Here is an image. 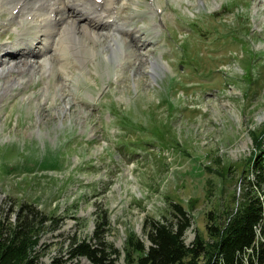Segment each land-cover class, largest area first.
I'll return each mask as SVG.
<instances>
[{
  "label": "rangeland",
  "instance_id": "obj_1",
  "mask_svg": "<svg viewBox=\"0 0 264 264\" xmlns=\"http://www.w3.org/2000/svg\"><path fill=\"white\" fill-rule=\"evenodd\" d=\"M5 5L0 44L13 48L18 32ZM115 5L118 20L125 16L148 30L151 37L141 34L138 42L152 40L144 48L149 53L141 49L120 67L107 42L90 40L98 51L81 71L68 68L76 80L64 94L53 97L57 72L0 89V214L30 201L55 216L58 224L41 238L47 263L73 237L92 239L102 212L111 220L107 241L120 247L131 230L150 244L146 228L164 218L168 199L191 213L190 244L196 231L207 237L212 213L221 222L224 209L257 184L248 158L264 127V0ZM142 56L157 62L154 77ZM47 82L51 92L44 100L39 91ZM80 262L93 264L86 257Z\"/></svg>",
  "mask_w": 264,
  "mask_h": 264
},
{
  "label": "trees",
  "instance_id": "obj_2",
  "mask_svg": "<svg viewBox=\"0 0 264 264\" xmlns=\"http://www.w3.org/2000/svg\"><path fill=\"white\" fill-rule=\"evenodd\" d=\"M253 140L255 154L248 159L257 184L243 189L237 206L224 209V220L209 216L213 222L206 225L207 237L196 231L194 240L186 243L191 213L167 198L164 218L152 219L146 228L150 244L131 230L120 247L107 241L104 232L111 220L102 212L96 216L92 239L73 237L47 263L41 258V238L57 219L34 202L20 201L0 214V264H82L81 257L93 264H119L121 258L124 264H264V127Z\"/></svg>",
  "mask_w": 264,
  "mask_h": 264
},
{
  "label": "bare ground",
  "instance_id": "obj_3",
  "mask_svg": "<svg viewBox=\"0 0 264 264\" xmlns=\"http://www.w3.org/2000/svg\"><path fill=\"white\" fill-rule=\"evenodd\" d=\"M104 1L106 0H0V5L7 3L6 8L3 7V10L8 12L10 16L7 17V20L18 32V37L15 39L17 46L7 48L8 42L0 44V52H3L2 56L6 55L0 57V89L7 91L16 85L23 86L37 75L42 78L46 72L52 74L63 72L58 76H56L57 74L54 76L55 91L53 90V97L62 95L65 93L64 88L69 84L73 85V81L76 80V77L71 76L73 72L68 71V68L72 65L73 69L80 70L85 65L84 59L97 53L98 50L91 44L90 40L96 41L99 39L101 42H107V45H105L106 51L109 54L110 50V55L115 57L116 63L120 67L123 66L122 63L130 62L128 59H132L133 55L139 54L138 51L144 49L146 43H152V40L146 39L138 42L141 34L151 37L148 35V30V34L145 32L144 27L133 26V23H130L131 19L125 16L124 20L116 18L118 14H115V11L118 13L119 10L117 11L115 3L118 2L120 5L121 0L116 1L114 4L104 3ZM132 5L137 6L138 3L133 2ZM132 13L134 12L132 11ZM121 28H124L123 33L120 30ZM119 40L122 41L120 45ZM131 42H134V44ZM118 48L120 50L122 48V53L119 55L115 52V49ZM9 49L16 50L15 52H9ZM144 50L146 51V49ZM140 54H143V50ZM143 56L140 58L144 61L139 60L143 62V65L148 64L146 68H149L151 75L154 77L152 71H156L157 62L155 63V59L151 57L146 56L143 58ZM73 60L75 63H73ZM109 72L111 73V71ZM49 75L48 78H50ZM180 84L179 82V86ZM49 92H51V89L47 82L39 91V94L46 100ZM41 103L43 102H39L38 105ZM68 107V104L65 103L64 106L60 107V111H67Z\"/></svg>",
  "mask_w": 264,
  "mask_h": 264
}]
</instances>
